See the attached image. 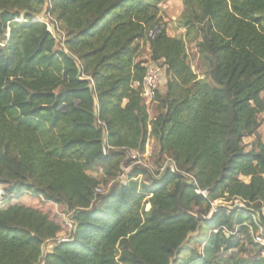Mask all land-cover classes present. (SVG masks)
Instances as JSON below:
<instances>
[{"label":"trees","instance_id":"1","mask_svg":"<svg viewBox=\"0 0 264 264\" xmlns=\"http://www.w3.org/2000/svg\"><path fill=\"white\" fill-rule=\"evenodd\" d=\"M163 1L50 0L65 34L56 42L33 21L44 0H0V264H175L201 224L202 253L182 264H264L253 240L254 218L264 227V0H182L185 39L167 36ZM141 41L165 68L153 118ZM148 139L170 160L156 174L130 156ZM99 169L102 181L88 175ZM220 199L244 207L213 211ZM52 206L70 217L67 239H56L67 228Z\"/></svg>","mask_w":264,"mask_h":264},{"label":"rangeland","instance_id":"2","mask_svg":"<svg viewBox=\"0 0 264 264\" xmlns=\"http://www.w3.org/2000/svg\"><path fill=\"white\" fill-rule=\"evenodd\" d=\"M159 7H160V11H159L158 17L163 19V21L167 24V26H166L167 27V29H166L167 36L170 38L181 37V38L185 39L186 38L185 37V30L178 28L176 25V21H177L178 17L180 16L181 10H182V0H164L163 3L160 4ZM51 18H52V21H49L48 17L45 15L44 16H36L33 18V21L45 24L47 27V30L52 32V35L54 36L55 41L61 42V41H63L65 34H64V32L60 26V23L55 21L54 17L51 16ZM18 21L21 22V21H23V19H19ZM51 23H54L53 25H55V28L53 27V25ZM186 54H187V61L190 65L192 71L200 77V75H199L200 74V71H199L200 63H199V59H198V54L196 52L195 43H193V42L192 43H186ZM137 57H138L137 60L142 61V63L144 64V66L146 68L152 67L148 43L141 41L138 44ZM159 69H160V72L162 73V76H164V78H162L163 81H161L162 83L160 84L158 89L160 91H163L164 90L163 82L165 79V75H164L165 68L162 67ZM154 107H155L154 104L147 107L149 118H153V116H154ZM263 117L264 116L262 115L259 118L262 119ZM257 137H259L260 140L262 142H264V123H262V126L258 129ZM254 139H255L254 137H250V138H246L243 140V145L245 146L246 151H248L251 148V145H252ZM156 150H157L156 142L153 139H148L146 142L143 154L139 155L138 157L136 154V161L137 162H135V163L138 165H141L143 167L149 168L154 174H156L158 171L161 170V169H159L160 164L165 166V165H168L170 163L169 158L166 156H164L160 161H158L156 159V155L154 154V152ZM88 175L94 177L98 181H102L104 179V175L100 169L95 170V171H89ZM240 180L244 183L249 182V178L241 177ZM115 182L117 183L118 181L115 180ZM115 182H113V183H115ZM113 183L111 182V184H113ZM119 183L124 184L125 178H122V180ZM109 187H110V185H107V186L100 185L99 194L103 193L105 195L106 192L109 190ZM5 188H6V186H0V189L2 191H4ZM101 199L95 202V205L97 207L102 206ZM21 201L27 205L30 204V202H31V200L29 198H26V197L23 198ZM218 206H224L228 209H234L235 207L236 208L237 207H244L242 202L238 203V202H234L233 200L225 202L223 199H220L218 201L213 202V204H212L213 208H217ZM52 207H53V210L58 215H60L62 217V219L65 221L66 228H67L65 231L58 233L56 236L57 237L56 239H58V240L67 239L69 236V233L72 229V227L70 226L71 225L70 217L63 212V208L61 206H52ZM145 209L148 210L149 207L146 206ZM261 227H262V230L264 231V227L262 225H261ZM209 233H210V229L201 224L195 233L189 235L187 241L184 243L181 251L177 255L175 264H182L189 257L201 254L203 244H204L206 238L208 237ZM51 249H52V245H46L42 248V253L45 254L47 252H50ZM236 253H237V250H232L229 252H222L220 254V256L225 258V257L231 256V255H235ZM248 257H253V255L251 256L248 254Z\"/></svg>","mask_w":264,"mask_h":264},{"label":"built area","instance_id":"3","mask_svg":"<svg viewBox=\"0 0 264 264\" xmlns=\"http://www.w3.org/2000/svg\"><path fill=\"white\" fill-rule=\"evenodd\" d=\"M47 7H48V11L46 12L45 16L48 17L49 21H52L51 18V4H50V0H44ZM49 31V30H48ZM51 34L52 32L49 31ZM161 83V72L160 69L155 66L152 65V67H148L145 73V76L143 78V81L140 85V97L143 99L144 104L149 107L150 105L153 104L154 102V96H155V92L158 89L159 85ZM130 156L132 158V160L134 162L136 161V153L135 152H131ZM139 155L137 154V157ZM125 170V171H124ZM126 170H128L127 168H123L122 173H119L116 180L118 182H120L122 180V178H125V173L127 172ZM196 194L202 195L204 198H206L207 193L206 191H201V190H195ZM6 198V195L4 193V191H2L0 189V203H2L4 201V199ZM234 202H240L239 200H234ZM213 204V203H212ZM239 208H243V207H239ZM212 210L215 211L216 208L212 207ZM254 224L258 229V232L256 235H254V243L263 246L264 247V231L262 230L261 225L258 223V220L254 218ZM251 230V229H250Z\"/></svg>","mask_w":264,"mask_h":264}]
</instances>
